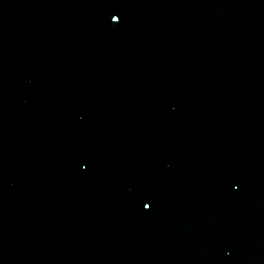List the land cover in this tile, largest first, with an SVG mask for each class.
Instances as JSON below:
<instances>
[{
    "label": "water",
    "instance_id": "95a60500",
    "mask_svg": "<svg viewBox=\"0 0 264 264\" xmlns=\"http://www.w3.org/2000/svg\"><path fill=\"white\" fill-rule=\"evenodd\" d=\"M0 264H264V0H0Z\"/></svg>",
    "mask_w": 264,
    "mask_h": 264
},
{
    "label": "snow or ice",
    "instance_id": "6c2138e0",
    "mask_svg": "<svg viewBox=\"0 0 264 264\" xmlns=\"http://www.w3.org/2000/svg\"><path fill=\"white\" fill-rule=\"evenodd\" d=\"M112 19H114V20H118V19H120V17H118V16H113ZM145 207H148V205L146 204Z\"/></svg>",
    "mask_w": 264,
    "mask_h": 264
}]
</instances>
